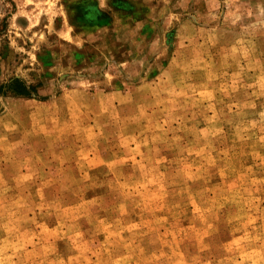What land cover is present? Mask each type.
Listing matches in <instances>:
<instances>
[{
  "label": "rangeland",
  "instance_id": "374dc122",
  "mask_svg": "<svg viewBox=\"0 0 264 264\" xmlns=\"http://www.w3.org/2000/svg\"><path fill=\"white\" fill-rule=\"evenodd\" d=\"M0 264H264V0H0Z\"/></svg>",
  "mask_w": 264,
  "mask_h": 264
},
{
  "label": "trees",
  "instance_id": "16d2710c",
  "mask_svg": "<svg viewBox=\"0 0 264 264\" xmlns=\"http://www.w3.org/2000/svg\"><path fill=\"white\" fill-rule=\"evenodd\" d=\"M21 92H23V93H29L28 91H26V89L24 91H21Z\"/></svg>",
  "mask_w": 264,
  "mask_h": 264
}]
</instances>
